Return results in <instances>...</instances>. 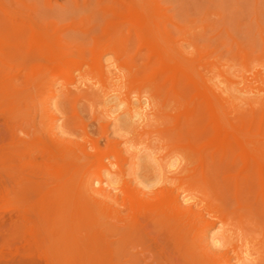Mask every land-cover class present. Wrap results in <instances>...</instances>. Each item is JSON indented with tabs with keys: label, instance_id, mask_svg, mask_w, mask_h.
Here are the masks:
<instances>
[{
	"label": "rangeland",
	"instance_id": "rangeland-1",
	"mask_svg": "<svg viewBox=\"0 0 264 264\" xmlns=\"http://www.w3.org/2000/svg\"><path fill=\"white\" fill-rule=\"evenodd\" d=\"M137 98L147 114L124 123ZM216 123L264 160V0H0V264H147L151 235L144 217L133 228L126 185L192 205L211 264H264V191L235 144L217 146Z\"/></svg>",
	"mask_w": 264,
	"mask_h": 264
},
{
	"label": "bare ground",
	"instance_id": "bare-ground-1",
	"mask_svg": "<svg viewBox=\"0 0 264 264\" xmlns=\"http://www.w3.org/2000/svg\"><path fill=\"white\" fill-rule=\"evenodd\" d=\"M131 12L133 14L134 21L137 23V25L141 29H145L146 25H147V21H148V15L146 14V12L142 8H138V7H133ZM37 37H38L39 42L42 45H44V47L48 48L50 50L51 54L54 56L57 69H59L61 71L65 70L66 72H68L66 69H68V67H70V65L72 64V61L69 59L71 57L68 58V56L66 57V56L58 53L56 51V48H55L56 46L54 45V43L48 37H46L42 31L37 32ZM110 38H112V37H110ZM113 44H115V43H113ZM94 55H96V54H94ZM97 55H98V53H97ZM176 55L178 57V54H176ZM98 58H99V56H98ZM161 60H163L162 61L163 65L165 67L169 68L171 70V73H173V75H175L178 71L182 70V68H183V62L178 58L177 59L167 58V57L163 56ZM55 61H53V63ZM48 62H50V61L48 60L47 63ZM93 63H94V61H93ZM48 65H49V63H48ZM76 65H78V64H76ZM96 65H97L96 67H98L100 71L105 73V69H104L105 65L102 63V61H100V59L96 61ZM51 66H52V64H51ZM54 67L55 66H53V68ZM55 69H56V67H55ZM59 70H58V72H59ZM100 74H101V72H100ZM97 84H98V82H97ZM196 90L199 94L201 93L204 95V97L207 100L206 103H207L211 113L214 115L215 114V106H214V103L212 101L210 93L207 90L202 89V87H200V85L196 86ZM104 92L107 93L106 90H104ZM177 96L180 97L179 93H177ZM192 96H193V94H192ZM191 103H192V101H191ZM148 106H149V103H147L146 100H142L141 98H137L133 102V106L131 104H129L127 110L122 111L119 114V116H122V118H123L122 121L124 123L130 124L131 121L133 120V118H143V116H145L147 114L145 111H146V108ZM179 107L182 110L183 105H182L181 101L179 102ZM185 107L186 106H184V108H183V110L185 112H192L193 111L192 108H189V107L185 108ZM178 114H179V112H178ZM213 119L214 120L216 119L215 115L213 116ZM214 131L220 136L219 139L215 142L220 149L228 150L232 147V144L236 145L237 150L239 151L242 163H243V167L241 166L242 170H241V168H239L242 171V172L241 171L240 172L242 173L243 178L245 180H247L253 176H256L259 180V186L261 188V192L264 191V160L260 156V154L257 153L255 150H253L248 145V143L246 141H244L243 139H241L237 135H234L235 139H234V143H232L230 141L228 132L222 126L218 125L217 123L214 124ZM190 143H192V141H190ZM101 156H103V155H101ZM58 170H56V172ZM232 175H234V173ZM68 181H69V179H67V182ZM131 189L128 188V186L126 185V190L125 189L124 190H125V192L127 191V196L125 197L124 202H125V205L127 206L128 210H129L128 214L130 213L129 217L131 218L132 226H133V228H135V230L140 231V228H142V226L144 227V225H143V217H144L146 220L145 224L148 227V232L151 235L152 242L150 243V245L151 246L153 245V247L151 248L149 246V248L147 250L145 248L138 250L139 254H145V252H147L149 254V256L151 257V260L147 264H169L168 262H166V259H165L166 257H170L171 259H176L179 262V264H211V258L213 257V255L216 254L215 251L213 250V248L211 246H209L208 244H204L203 240L201 238H197V237L191 235V232L193 229V226H192L193 219L190 218V215L195 213L193 211L192 205H187V206L183 205V203L180 201L179 196L174 195L170 189H163V190L159 189L160 193L157 194V198L155 200L140 197L137 190L136 191L133 190L131 192L130 191ZM91 190L95 191L94 189H91ZM101 191L102 190H100L99 193ZM184 201H187V198H184ZM87 205H88V203H87ZM88 206H90V205H88ZM86 210H88V209H86ZM89 212H90V210L88 211V213ZM194 226H195V224H194ZM228 241H229V237L224 236L222 240L216 239L215 244H217L219 242L220 246L223 247L227 244ZM245 241H246V239H245ZM153 248H155V249H153ZM138 251H137V253H138ZM171 259H170V262L172 264L173 261Z\"/></svg>",
	"mask_w": 264,
	"mask_h": 264
}]
</instances>
